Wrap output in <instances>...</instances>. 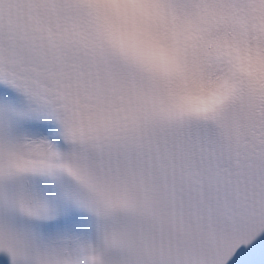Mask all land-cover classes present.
Listing matches in <instances>:
<instances>
[{"label":"snow or ice","instance_id":"6c2138e0","mask_svg":"<svg viewBox=\"0 0 264 264\" xmlns=\"http://www.w3.org/2000/svg\"><path fill=\"white\" fill-rule=\"evenodd\" d=\"M0 264H264V0H0Z\"/></svg>","mask_w":264,"mask_h":264},{"label":"clouds","instance_id":"9594fccd","mask_svg":"<svg viewBox=\"0 0 264 264\" xmlns=\"http://www.w3.org/2000/svg\"><path fill=\"white\" fill-rule=\"evenodd\" d=\"M113 2L119 3L122 2V0H113Z\"/></svg>","mask_w":264,"mask_h":264}]
</instances>
